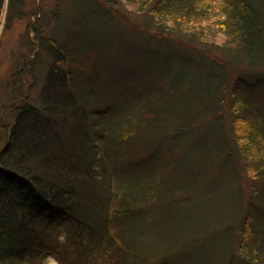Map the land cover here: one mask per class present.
Returning a JSON list of instances; mask_svg holds the SVG:
<instances>
[{
    "label": "trees",
    "instance_id": "obj_1",
    "mask_svg": "<svg viewBox=\"0 0 264 264\" xmlns=\"http://www.w3.org/2000/svg\"><path fill=\"white\" fill-rule=\"evenodd\" d=\"M106 1L144 14L158 34L197 39L202 50L176 52L178 96L157 87L152 71L143 85L117 91L98 80L84 51L70 68L59 67L76 54L44 33L49 16L39 0L33 9L27 0H0V34L24 18L29 38L21 67L14 64L0 81V264H44L48 257L58 264H143L154 256H161L157 264H264V0ZM104 11L114 16L111 7ZM35 32L45 46L31 43ZM49 46L57 57L33 104L28 64ZM218 49L233 52L229 59L205 54ZM207 114L208 122L192 123ZM176 140L184 165L171 167L166 149L169 143L174 152ZM80 144L89 156H80ZM191 175L195 183L186 188ZM209 178L227 191L224 220L205 219L206 196L217 202V191L194 200ZM171 184L179 187L167 196L161 187ZM173 204L191 214L198 209L186 218L194 225L169 224L176 243L155 253L146 239Z\"/></svg>",
    "mask_w": 264,
    "mask_h": 264
},
{
    "label": "rangeland",
    "instance_id": "obj_2",
    "mask_svg": "<svg viewBox=\"0 0 264 264\" xmlns=\"http://www.w3.org/2000/svg\"><path fill=\"white\" fill-rule=\"evenodd\" d=\"M35 1L36 0H27V8L33 9V7H35ZM38 3L42 14L44 13V15L49 16L50 28L42 26L44 33H54L53 37L56 38L58 43L60 41H66L69 44V51L67 50L70 52L69 55L72 53L76 54L74 57H70L68 61L64 60L60 62L59 67L62 69L70 68L72 66L70 61L77 56L80 57L84 51L82 57L88 59V63L86 64L89 65L91 70H95L96 75L99 74L98 80L100 82L107 84L113 90L118 91L122 89L124 91V85H134L137 81V83L143 85L144 82L149 80L146 74L152 71L154 72V77L157 79L155 80V83L158 85L157 87L162 85L163 91H166V93L168 92L170 95L174 94L178 96L181 91L172 88L174 84L172 76L174 75L173 70L175 66H178L181 63L177 57L180 52L179 50L184 49L186 52L202 50L197 39H190L185 35L180 37L177 36L175 32H170L173 36L167 37L158 34L155 32L157 27L151 24L144 14H139L135 11L133 12L132 9L129 7L126 8L125 6H109V2L106 0H61V2H59L58 11V6L55 0H39ZM110 7L114 16L104 11L105 8ZM55 10L57 11L56 14H54ZM38 19H40V17ZM39 27H41V24ZM2 33L0 34V39L3 37V40L0 42V81H3L4 83L5 80L10 77L13 65L15 64L16 67H21L23 64L24 60L21 56L24 50L23 43L24 41L26 42L25 37L28 38L26 33V19L23 18L15 21L9 29H6ZM37 35H39V33L35 32L34 36L31 38L34 42L32 41L31 43L45 46L44 38L40 35L37 37ZM164 39L166 41H163ZM206 52V55L217 56L218 59H229L230 54L233 51L229 49H218L214 52ZM36 53L35 57H38L35 58L34 62H29L28 64L30 71L29 74H31V76H28L29 78L27 80L30 86V94L32 95L31 101L33 104H36L34 98H36L35 96L43 83L46 71L51 67L54 58L57 57L53 50H51L50 46L48 49H45V51H43V49H38ZM166 54H171L172 57H166L168 60L164 62L162 59H165L163 56ZM173 54H175V56H173ZM15 56L16 59L20 58L21 62L17 63L15 61ZM159 74L161 75L160 78H158ZM190 74L193 75V72H190ZM109 83L113 84L109 85ZM249 85H251V83ZM182 88L186 89L187 87L184 85ZM250 88L251 87L249 86L248 92H251L256 96L257 94ZM5 94L6 90L0 87L1 99L5 98ZM259 95L260 93L258 94V97L262 99V96ZM223 99V105H225L224 119L226 120V123H228V120L232 115V108H229V102L231 99L229 94ZM119 103H122V109L126 107L124 99H119ZM161 108L163 109V105ZM111 115H119V112H113ZM211 115L212 114H207L206 118L199 117L197 120H195V118L193 119L195 121L192 123L208 122ZM173 143L178 146L174 148V152L171 151L172 146L169 143L166 149V153L169 155L168 158L170 159L169 165L171 167L173 165L177 167L178 164L183 166V157L181 155H175L181 152L183 144L178 145V140ZM77 145H79V143ZM79 148L80 156H89V154H86L87 150L83 148L81 144ZM181 168L184 169V167ZM177 174L172 175L174 181L178 179ZM203 176L205 175L203 174ZM211 177H213V175H211L210 178ZM192 178L193 175L186 178L184 183L186 188L191 187L189 184L190 182L195 183ZM210 178L208 180H210L211 183H209L207 187L205 186L207 184H204L203 191L200 190L194 195V200L201 198L208 192L215 193L217 191L219 195L217 202L213 201L216 196L211 194L206 196V199L211 197V203H207V209L211 210V212L205 217V219L215 217L214 222H216V218L218 221L224 220L225 215H227L226 204L223 206L225 210H221L222 200H224L227 191L223 190L216 184V182L211 181ZM247 178L246 175L244 178L240 179V181L245 182L247 181ZM197 180L199 181V179ZM178 187L179 186L176 184H171L170 187H161V190L168 196L172 194V190L175 192ZM198 202L196 204H198ZM204 204L205 202H201L198 209L204 207ZM228 208L231 209V207ZM196 210L191 214L192 211L188 208L186 210H180L176 204H173L172 207L168 209V212L163 214L162 225L154 232L155 236L153 237V233L146 239L148 246L152 247V250L156 249L155 253L168 250L169 246L171 247L173 243H176V238L172 233L173 230L169 228V224L176 223V226H179L182 221L185 225L193 226V221H190L189 219L186 220V218L194 215L197 212ZM208 221L211 223L206 224V226L214 225L211 220ZM181 240L182 238L179 241ZM164 255H162V257ZM160 257L161 256L148 257L147 260H144L143 264H157ZM169 259L172 260L169 256L161 258L163 262H166ZM30 264L37 263L36 261H33V263ZM44 264L58 263L54 258L48 257L44 260Z\"/></svg>",
    "mask_w": 264,
    "mask_h": 264
}]
</instances>
